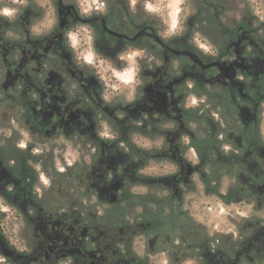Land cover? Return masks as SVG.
Wrapping results in <instances>:
<instances>
[{
  "label": "flooded vegetation",
  "instance_id": "flooded-vegetation-1",
  "mask_svg": "<svg viewBox=\"0 0 264 264\" xmlns=\"http://www.w3.org/2000/svg\"><path fill=\"white\" fill-rule=\"evenodd\" d=\"M7 1L18 8L0 16L5 264H153L163 254L264 264V20L246 7L224 15L227 0H194L168 33L139 0H102L103 11L83 16L79 0ZM49 5L52 27L34 33ZM75 31L90 37L94 64L71 47ZM133 49L142 55L131 84L101 73L128 67L120 57ZM158 161L175 171L145 173ZM195 175L205 190L211 177L233 178L226 193L252 207L209 251L201 236L189 243L181 209Z\"/></svg>",
  "mask_w": 264,
  "mask_h": 264
},
{
  "label": "rangeland",
  "instance_id": "rangeland-1",
  "mask_svg": "<svg viewBox=\"0 0 264 264\" xmlns=\"http://www.w3.org/2000/svg\"><path fill=\"white\" fill-rule=\"evenodd\" d=\"M147 2H151L153 3V5H155L156 3L166 4L168 0H139V3L142 7ZM226 3L228 5L227 7L228 12L227 14L223 13L224 15H234L235 10L237 12L238 9H241L242 7H246L247 10L252 11L254 15H256L258 21H260L261 19L264 20V0H237L236 2L227 0ZM194 4H195L194 0H181V12L178 15L177 29L175 31H178L184 27L186 23V22L184 23V21L189 15V13L192 11ZM17 5L18 2H13V5L10 6L7 0H0V7L8 6L17 9L18 8ZM155 13L162 26L166 27L167 30L169 31L168 24L166 23V20L168 19L166 12L164 15H161L160 12H155ZM47 17H48V13L45 14V17L42 21L44 22L45 18ZM175 31H172L171 33H174ZM196 37L201 41H205L202 35L196 34ZM95 55L97 60L98 55L96 53ZM122 84L128 86V84H124V83ZM123 89L126 88L124 87ZM68 148H71L72 150V147H68ZM69 152L70 151L65 152L63 150V151H59L58 153L59 154L65 153L66 155H68ZM75 153L77 154V157L79 155H82L80 148H78L77 152ZM171 168L174 167L173 164L170 162H159V161L152 162L145 170V173L147 174L148 173L159 174L162 172L166 173L170 171V170L166 171V169H171ZM231 185L232 186L235 185L233 178H229V177L221 178L220 189L223 193H226L227 189ZM137 188H140L141 190L148 189V188L147 189L144 188L143 185H138ZM156 190L158 192H161L159 191L158 187ZM133 206L134 205H132L131 212L133 211L138 212V210L133 208ZM208 207H212V210H209ZM181 209L185 212V216L188 219L190 217L197 224L204 226L207 229L209 236L214 237L215 240L212 241V246H214L213 244H217L216 241L218 237L220 238V240L226 239V236L229 233H231L233 221H241L245 217L249 216L252 212V207L248 205L246 202L233 201L227 203L216 194H208L207 191L204 189L199 177L196 175L192 178L191 186L188 187L187 190H185L184 200ZM259 213L262 214L263 211H259ZM140 248H144L143 245H141ZM161 257H163V260L161 259ZM150 259L153 264H165V262L166 264H175L174 262H170L168 257L164 254L159 257H151ZM181 264H195V263L192 261V259H189L187 262Z\"/></svg>",
  "mask_w": 264,
  "mask_h": 264
},
{
  "label": "clouds",
  "instance_id": "clouds-1",
  "mask_svg": "<svg viewBox=\"0 0 264 264\" xmlns=\"http://www.w3.org/2000/svg\"><path fill=\"white\" fill-rule=\"evenodd\" d=\"M137 0H130V4L132 6H135ZM78 7L80 8L81 12L80 14L83 16L85 14H90L92 10H97V11H103L104 10V3L102 0H79ZM144 7L151 12H160L161 15H164L165 12L167 14V20L166 23L168 24L169 27V32L171 33L172 31H175L177 29V23H178V15L181 12V0H168L166 4L163 3H156L153 5L151 2L145 3ZM16 9L11 8L8 6L5 7H0V16L4 17H11L15 14ZM54 23V17H53V11L51 5H49V12H48V17L45 18V21L36 26L33 29L34 33H39L42 29H48L51 28ZM85 36L87 30L84 29ZM67 40L70 42V45L72 48H80V59L84 61L87 64H94L96 61V55L91 47L90 44V37L84 38L81 36L80 31H75V32H69L67 34ZM84 45H88L87 47H84ZM204 45L202 44L201 47ZM142 53L133 49L132 51H129L125 53L123 56L120 57L122 60H127L128 61V67H126L123 70H117L115 68H112L111 65H107L106 67H103L100 69L101 73L111 71L112 77L115 78L117 82H122L124 84H131L134 80L135 72H136V58L141 56ZM118 85H113V87H117ZM131 99V97H129ZM195 103V100L192 101ZM103 136H109L110 133L105 128V131L102 133ZM185 140H187V137H185ZM137 143L143 144V146L148 147L149 142L146 139L139 138L137 139ZM23 146V145H22ZM175 171V168L171 169H166ZM41 180L43 183L47 184V180L41 176ZM9 209L7 207H0V212L7 213ZM163 260V257H161ZM0 264H5V258L3 256H0ZM166 264V262H165Z\"/></svg>",
  "mask_w": 264,
  "mask_h": 264
},
{
  "label": "trees",
  "instance_id": "trees-1",
  "mask_svg": "<svg viewBox=\"0 0 264 264\" xmlns=\"http://www.w3.org/2000/svg\"><path fill=\"white\" fill-rule=\"evenodd\" d=\"M221 178L218 176L211 177L209 179L208 188L206 189L208 194H216L221 197L225 202L230 203L236 201V197L232 193H223L220 189ZM151 194L144 195V202L149 210H153L151 203L153 199L150 197ZM168 218V216H165ZM189 224L187 228V236L188 241L193 245L195 249L197 247V242L199 237L203 239V243L205 245L206 250H212V241H214V237L209 236L207 229L204 226L197 224L192 218L189 217Z\"/></svg>",
  "mask_w": 264,
  "mask_h": 264
},
{
  "label": "water",
  "instance_id": "water-1",
  "mask_svg": "<svg viewBox=\"0 0 264 264\" xmlns=\"http://www.w3.org/2000/svg\"><path fill=\"white\" fill-rule=\"evenodd\" d=\"M3 253H4V254H6V255H8V252H7V250H3Z\"/></svg>",
  "mask_w": 264,
  "mask_h": 264
},
{
  "label": "built area",
  "instance_id": "built-area-1",
  "mask_svg": "<svg viewBox=\"0 0 264 264\" xmlns=\"http://www.w3.org/2000/svg\"><path fill=\"white\" fill-rule=\"evenodd\" d=\"M208 209H209V210H212V207H208ZM222 209H223V208H222ZM222 209H221V210H222Z\"/></svg>",
  "mask_w": 264,
  "mask_h": 264
}]
</instances>
